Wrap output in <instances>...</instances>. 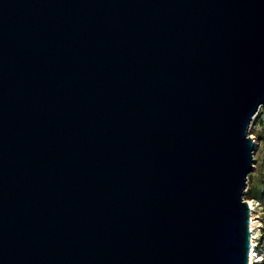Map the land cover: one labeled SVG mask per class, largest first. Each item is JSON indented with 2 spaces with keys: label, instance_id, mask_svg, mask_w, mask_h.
I'll list each match as a JSON object with an SVG mask.
<instances>
[{
  "label": "water",
  "instance_id": "95a60500",
  "mask_svg": "<svg viewBox=\"0 0 264 264\" xmlns=\"http://www.w3.org/2000/svg\"><path fill=\"white\" fill-rule=\"evenodd\" d=\"M264 0H0V264H249Z\"/></svg>",
  "mask_w": 264,
  "mask_h": 264
},
{
  "label": "rangeland",
  "instance_id": "374dc122",
  "mask_svg": "<svg viewBox=\"0 0 264 264\" xmlns=\"http://www.w3.org/2000/svg\"><path fill=\"white\" fill-rule=\"evenodd\" d=\"M249 137L252 139L257 149L254 153V169L247 179V188L245 189L244 199L253 201L255 205V216H257L259 232L255 235L264 259V105L260 108L251 122ZM253 236L251 237L252 240ZM257 264H264V261Z\"/></svg>",
  "mask_w": 264,
  "mask_h": 264
},
{
  "label": "bare ground",
  "instance_id": "6f19581e",
  "mask_svg": "<svg viewBox=\"0 0 264 264\" xmlns=\"http://www.w3.org/2000/svg\"><path fill=\"white\" fill-rule=\"evenodd\" d=\"M249 206L251 208V223H250V228H251V232H252V246H251V250H250V262L249 264H257V263H261L264 261L263 257H262V252L259 249V244L257 243L256 239L258 238V232H259V221H257V216H255V205L253 203V201H249ZM257 234V235H255Z\"/></svg>",
  "mask_w": 264,
  "mask_h": 264
}]
</instances>
